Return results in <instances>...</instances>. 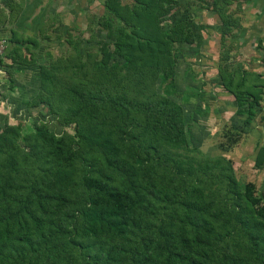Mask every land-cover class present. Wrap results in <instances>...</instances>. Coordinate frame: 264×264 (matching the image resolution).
I'll return each instance as SVG.
<instances>
[{
  "label": "rangeland",
  "instance_id": "374dc122",
  "mask_svg": "<svg viewBox=\"0 0 264 264\" xmlns=\"http://www.w3.org/2000/svg\"><path fill=\"white\" fill-rule=\"evenodd\" d=\"M130 69L139 79L120 81ZM68 78L104 93L133 97L136 84L168 98L182 110L189 150L228 161L239 186L264 193V0H0V143L28 169L12 188L23 196L61 192L70 218L46 216L73 234L90 197L85 176L109 171L100 159L55 166L29 151L43 136L71 152L79 147L67 110L86 111ZM84 117L95 134L113 138L112 111ZM6 130L14 135L2 137ZM65 252L57 262L88 264L76 248Z\"/></svg>",
  "mask_w": 264,
  "mask_h": 264
},
{
  "label": "trees",
  "instance_id": "16d2710c",
  "mask_svg": "<svg viewBox=\"0 0 264 264\" xmlns=\"http://www.w3.org/2000/svg\"><path fill=\"white\" fill-rule=\"evenodd\" d=\"M109 33L114 41L118 30L111 26ZM140 76L130 69L120 81ZM68 81L86 111L67 110L79 147L71 152L43 136L44 145L29 151L55 166L84 160L94 167L100 159L109 173L83 178L90 197L71 234L46 216L70 218L61 192L23 196L12 188L26 181L27 165L16 154L7 159L0 143V264H63L55 257L72 247L88 264H264V193L253 197L249 185L239 186L228 161L188 149L179 105L136 84L128 97ZM100 111L115 114L113 138L95 134L84 117ZM13 135L6 130L2 137Z\"/></svg>",
  "mask_w": 264,
  "mask_h": 264
}]
</instances>
